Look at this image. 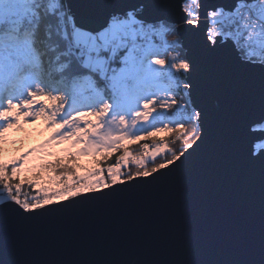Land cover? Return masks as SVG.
Wrapping results in <instances>:
<instances>
[{
    "label": "snow or ice",
    "instance_id": "snow-or-ice-1",
    "mask_svg": "<svg viewBox=\"0 0 264 264\" xmlns=\"http://www.w3.org/2000/svg\"><path fill=\"white\" fill-rule=\"evenodd\" d=\"M172 7L164 0H0V246L14 234L30 256L14 264H264V0ZM221 50L259 70L258 85L231 116L234 166L259 187L258 252L169 257L137 233L94 249L84 235L71 258H42L60 226L95 214L111 219L175 183L207 137L200 57L221 63ZM38 122L47 137L7 159L9 132ZM165 130L180 148L153 141L136 154L130 147ZM62 144L69 147L55 151ZM114 153L122 154L109 163ZM86 157L91 166L81 162ZM187 209L181 201L161 210L163 225Z\"/></svg>",
    "mask_w": 264,
    "mask_h": 264
},
{
    "label": "water",
    "instance_id": "water-1",
    "mask_svg": "<svg viewBox=\"0 0 264 264\" xmlns=\"http://www.w3.org/2000/svg\"><path fill=\"white\" fill-rule=\"evenodd\" d=\"M84 2V0H77ZM172 10L179 0H164ZM226 2V0H211ZM189 46L192 45L189 43ZM226 59L213 64L200 57V74L207 96V133L205 145L177 175L174 184L157 188L134 209H121L118 216L106 219L101 214L64 224L41 247L42 258H71L82 236L90 248L125 237L145 234L155 250L165 256L182 258L189 252L206 259H248L260 245L261 219L258 184L234 166L231 153L233 111L243 102L250 88L258 85L259 70H249L221 50ZM183 201L186 211L165 217L161 210ZM143 217L137 225L135 217ZM67 237V238H65ZM30 258L23 241L10 235L0 246V264Z\"/></svg>",
    "mask_w": 264,
    "mask_h": 264
},
{
    "label": "rangeland",
    "instance_id": "rangeland-1",
    "mask_svg": "<svg viewBox=\"0 0 264 264\" xmlns=\"http://www.w3.org/2000/svg\"><path fill=\"white\" fill-rule=\"evenodd\" d=\"M87 119V117H86ZM26 132H16L12 131L8 134V148L9 153L7 159H11L13 156L18 155L22 151H26L29 148L37 147L48 135V131L44 130L43 123L38 122L36 125H25ZM35 135V136H34ZM34 136V137H32ZM153 141H164V138L151 140V141H144L139 143L137 148L133 150L134 153L140 154L141 153V144L148 143L152 144ZM126 143V142H125ZM67 144L60 145L59 148L55 149L57 152H62L63 149L68 148ZM86 159L87 166L90 165L91 158H83L82 161Z\"/></svg>",
    "mask_w": 264,
    "mask_h": 264
},
{
    "label": "trees",
    "instance_id": "trees-1",
    "mask_svg": "<svg viewBox=\"0 0 264 264\" xmlns=\"http://www.w3.org/2000/svg\"><path fill=\"white\" fill-rule=\"evenodd\" d=\"M159 126V125H158ZM35 136V135H34ZM32 136V137H34ZM164 138V140L166 141V143L168 144V146L172 149H178L181 146L180 140L177 139V136L173 133H169L166 130L163 132H159L156 133L154 136L151 137H146L144 140L138 142V143H132L130 145V147L132 148V150H135L137 148V146L139 145V143H142L144 141H151V140H157V139H162ZM122 153H114L113 156L111 157L109 163H115L116 157L118 155H121ZM82 163L86 164V159L84 161H81ZM32 193L29 192V195H31Z\"/></svg>",
    "mask_w": 264,
    "mask_h": 264
}]
</instances>
